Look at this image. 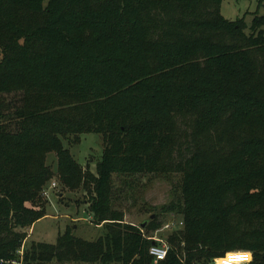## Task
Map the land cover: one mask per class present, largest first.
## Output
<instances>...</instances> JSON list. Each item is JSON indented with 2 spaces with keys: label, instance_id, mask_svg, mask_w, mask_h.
Instances as JSON below:
<instances>
[{
  "label": "trees",
  "instance_id": "16d2710c",
  "mask_svg": "<svg viewBox=\"0 0 264 264\" xmlns=\"http://www.w3.org/2000/svg\"><path fill=\"white\" fill-rule=\"evenodd\" d=\"M222 1L0 0V264L55 173L105 235L32 242L26 264H264V13L248 27ZM84 134L103 138L94 173L62 144ZM169 175L183 227L155 261L161 225L124 222L114 178Z\"/></svg>",
  "mask_w": 264,
  "mask_h": 264
},
{
  "label": "rangeland",
  "instance_id": "374dc122",
  "mask_svg": "<svg viewBox=\"0 0 264 264\" xmlns=\"http://www.w3.org/2000/svg\"><path fill=\"white\" fill-rule=\"evenodd\" d=\"M263 15L264 0H223L220 7V14L227 20L245 18L249 27L253 19L252 14ZM248 33V29L246 30ZM78 138V137H77ZM79 142L70 136L62 139L63 147L69 150L73 159L83 169H89L95 172L96 163L100 161L104 148V142L101 135L84 134L79 137ZM54 172H56V156L50 153L46 160ZM114 178L117 200L115 205L124 212V222L139 227L147 222L151 216L160 223V228L154 232H144L153 242L161 240L166 242L173 234V226H179L183 219L181 215L166 210V207L174 201V195L179 196L178 176H135ZM119 180L126 183L120 184ZM52 183L55 187H52ZM88 196L79 189L69 191L65 189L58 178L55 176L46 185L42 203H44L45 216L37 221L31 228L26 230L27 238L19 249L17 256L19 264H26L23 261V254L30 247L32 242L45 243L53 245L58 236L64 234L67 230L74 237L95 241L105 235V229L102 225L92 223V217L88 211ZM155 209V211H153ZM152 219V220H153ZM166 229V226H171ZM173 229V230H172ZM47 264H85V263H57L55 261ZM116 264V263H114ZM210 264H231L227 262H211Z\"/></svg>",
  "mask_w": 264,
  "mask_h": 264
},
{
  "label": "built area",
  "instance_id": "2783aa9c",
  "mask_svg": "<svg viewBox=\"0 0 264 264\" xmlns=\"http://www.w3.org/2000/svg\"><path fill=\"white\" fill-rule=\"evenodd\" d=\"M51 185H52V187H55V184L54 183H52ZM179 226H183L182 225V222L179 223ZM165 228L166 229H171L172 228V225L171 226H166ZM180 228L179 227H176V226H173L174 231H176L177 229H180ZM168 251H169V245H168L167 241L164 242V241H161V240H155V242H153L152 246L149 249V255L155 261H159V260L165 259ZM224 259H226V258H224ZM224 259H221V261H223ZM12 264H16V263L15 262H12Z\"/></svg>",
  "mask_w": 264,
  "mask_h": 264
},
{
  "label": "water",
  "instance_id": "95a60500",
  "mask_svg": "<svg viewBox=\"0 0 264 264\" xmlns=\"http://www.w3.org/2000/svg\"><path fill=\"white\" fill-rule=\"evenodd\" d=\"M153 218H154V216H151L150 220H152ZM146 224H147V222L142 223L141 225H139V228L143 229L146 226Z\"/></svg>",
  "mask_w": 264,
  "mask_h": 264
}]
</instances>
